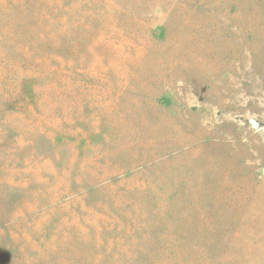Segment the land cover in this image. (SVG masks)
Returning <instances> with one entry per match:
<instances>
[{"label":"rangeland","instance_id":"1","mask_svg":"<svg viewBox=\"0 0 264 264\" xmlns=\"http://www.w3.org/2000/svg\"><path fill=\"white\" fill-rule=\"evenodd\" d=\"M0 264H264V0H0Z\"/></svg>","mask_w":264,"mask_h":264}]
</instances>
